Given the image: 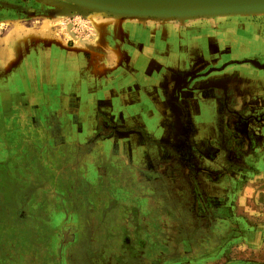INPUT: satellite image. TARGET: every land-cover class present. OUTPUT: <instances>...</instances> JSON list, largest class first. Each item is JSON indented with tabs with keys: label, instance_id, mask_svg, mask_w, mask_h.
Masks as SVG:
<instances>
[{
	"label": "rangeland",
	"instance_id": "rangeland-1",
	"mask_svg": "<svg viewBox=\"0 0 264 264\" xmlns=\"http://www.w3.org/2000/svg\"><path fill=\"white\" fill-rule=\"evenodd\" d=\"M41 1L0 0V32L4 20L15 17L35 34L22 46L27 47L26 54L12 63L13 87L20 93L25 90L26 56L37 51V44H55L56 37L64 47L79 44L75 56L80 68L92 61L91 70H101L98 59L109 70L114 67L120 52L114 46L117 31L95 30L91 11L76 1L79 5L70 8L73 0H45L69 5L62 14H53V8ZM247 16L264 22V14ZM46 18L51 32L47 39L37 31ZM114 18L123 28L141 34L146 27L178 30L223 17ZM99 34L115 51L113 62L102 43H93ZM138 38L145 45V38ZM40 68L33 79L39 86L45 84ZM147 85L139 84L141 96ZM139 110L141 120L144 107ZM128 133L106 129L92 132L90 140L80 136L69 148H60L68 158H38L42 149L38 147L20 148L32 158H0V264H264V179L251 178L249 186L239 187L242 177L236 171L220 170L218 176L231 189L227 194L224 185L205 177L213 170L197 152L196 172L181 169L177 158L181 151L188 157L194 150L209 154V148L180 146L183 134L177 130L165 138L161 132L141 130L134 136L138 143L124 140ZM114 134L122 137L119 146L111 145ZM164 139L171 145L164 147ZM4 153L0 148V157ZM5 182L8 192L2 190ZM206 187L210 190L203 193ZM39 234L53 239L45 250L49 254L45 246L36 245V237L42 240Z\"/></svg>",
	"mask_w": 264,
	"mask_h": 264
},
{
	"label": "crops",
	"instance_id": "crops-1",
	"mask_svg": "<svg viewBox=\"0 0 264 264\" xmlns=\"http://www.w3.org/2000/svg\"><path fill=\"white\" fill-rule=\"evenodd\" d=\"M144 29L117 33L114 46L120 52L110 70L101 59L95 61L101 70L92 71V61L80 68L66 45L52 51L55 55L37 49L27 56L21 93L10 78L15 64L0 71V148H5L0 158H32L23 147L42 148L38 158H68L60 148L80 136L90 140L92 130L106 122L118 131L141 125L163 132V138L171 130L184 132L185 145L209 148V154L194 150V158L198 153L202 163L210 164L213 173L205 177L224 185L227 194L231 189L218 176L220 170L236 171L242 177L239 187L249 186L251 178L264 179L263 20L235 16L178 30L167 25ZM38 65L45 80L41 86L33 80ZM174 82L188 87L175 93ZM140 83L149 84L142 96ZM115 139L111 145L119 146L122 137Z\"/></svg>",
	"mask_w": 264,
	"mask_h": 264
},
{
	"label": "bare ground",
	"instance_id": "bare-ground-1",
	"mask_svg": "<svg viewBox=\"0 0 264 264\" xmlns=\"http://www.w3.org/2000/svg\"><path fill=\"white\" fill-rule=\"evenodd\" d=\"M41 2L51 6L53 8V14H56V13L62 14L69 9V7H68L69 5L67 6L66 4L56 5L55 2L45 1V0H42ZM74 2L75 1H71L70 7H74V6L79 5L76 2L75 3ZM192 3H194V2H192ZM80 4H83L84 8H88L91 11V15H90L89 19H90V22L93 25L95 30L99 31V30L103 29L105 31H109L108 29H112L114 31H117V33L120 36H124L125 34L130 33L131 31L127 30L125 27L123 28L120 23L117 24L116 22H114L115 20H113L112 18H114L115 16H126L127 15V16L153 17V18H165V17H168V18H184V17L213 16V15L215 16L216 15V16H220V17L225 18V17L262 15V14H264V9H258V10H238V11L216 10V11H209V12H204V13H186V12L169 13V12H167V13H161V14H149L148 15V14L108 10V9L92 6V5H89L86 3H82V2ZM110 14H113L114 16H110ZM49 18L56 20L55 16H50ZM114 19H117V18H114ZM4 21L5 22H4L2 31L0 32V63H1L0 71L1 72L4 71L9 64L16 62L20 58L22 59L24 54H26V52H27V47L25 46V49H23V47H22L24 42L27 43L26 39L35 35L33 33V31H31L29 29V27H26L23 25V23L18 22L19 20H17L15 17L10 18L8 20H4ZM151 22L156 23V22H158V20L152 19ZM49 23H50L49 19H47V18L44 19L39 26L40 28L37 30L40 33H44V36L46 39L48 37H50L49 35L51 34V32L49 33V31L47 30ZM102 35L99 34L98 37L95 38V40H93V43L94 44L102 43L100 45V47H102L104 50H107V54L110 56L109 58H110V60H112L111 62H113V59L116 60V53L114 50L110 49V47L106 45L105 40L107 38L105 36H102ZM55 40H56L55 44H57V43H59V44L55 45V44H53V42L48 41L46 43H43V45L37 44L36 47H37V49H41V50L47 49V50H49L50 53L52 51H55L57 53L59 50H64L65 47L62 45V42L59 40V37H56ZM236 41H238V40H236ZM79 47H80L79 44L76 42V44H74L73 46L70 47L69 50H67V54L68 55L76 54L75 51ZM230 47H232V46H230ZM79 50H78V52H79ZM248 51H249V49H248ZM31 53L34 55V50H33V52L31 51ZM63 55H64V52H63ZM50 56H51V54H50ZM50 56H49V58H50ZM26 59H27V56H26ZM55 60H56V58H55ZM25 63L27 64V62H25ZM74 63H75V61H74ZM38 64H39V62H38ZM69 68H71V67H69ZM106 121H108V120H106ZM103 126H105V124Z\"/></svg>",
	"mask_w": 264,
	"mask_h": 264
},
{
	"label": "water",
	"instance_id": "water-1",
	"mask_svg": "<svg viewBox=\"0 0 264 264\" xmlns=\"http://www.w3.org/2000/svg\"><path fill=\"white\" fill-rule=\"evenodd\" d=\"M79 4L140 14L204 13L209 11H238L264 9V0H73ZM194 2V3H192ZM83 5V4H80ZM71 8V7H70ZM74 8V7H72Z\"/></svg>",
	"mask_w": 264,
	"mask_h": 264
},
{
	"label": "flooded vegetation",
	"instance_id": "flooded-vegetation-1",
	"mask_svg": "<svg viewBox=\"0 0 264 264\" xmlns=\"http://www.w3.org/2000/svg\"><path fill=\"white\" fill-rule=\"evenodd\" d=\"M188 87V85L186 84V83H179V82H174V84L172 85V87H171V90L172 91H174L175 93H178L180 90H186V88ZM181 118H182V116H180ZM177 120V119H176ZM179 120H180V118H178V121L177 122H179ZM105 124V126H103ZM112 126L110 125V124H106V122L105 123H102L101 124V126H100V128H99V130H106V129H109V128H111ZM141 130H144V131H148V130H146V129H142V126L140 125V128L139 129H137V130H128L132 135H133V140L134 141H136V143H138L137 142V140H136V138L134 137V136H136L135 135V133L137 132V134H138V132L139 131H141ZM172 131V130H171ZM92 132L93 133H96V130H92ZM91 132V133H92ZM148 132H151V131H148ZM160 133V132H159ZM162 133V135H163V132H161ZM181 133V132H180ZM183 133V136L181 137L182 138V140H181V142L182 143H180V146H185V147H190V146H187V145H185V143H186V140H185V138H184V132H182ZM131 134H129L128 133V137H125V139L124 140H129L130 141V139H131V137H132V135ZM116 137V136H115ZM119 140H120V138H119ZM165 145H167V146H170L171 144L170 143H168V144H166V142H165V140H163V146L165 147ZM188 157L187 156H184V155H182V151H181V153H180V155H178L177 156V158H179L180 159V163H181V169H182V167L184 166V168H186V170H189L190 171V173H195L196 172V165L198 164V159L196 158V160H195V162L191 159V158H194L193 157V155H191V152L189 151L188 152ZM164 158H165V156H164ZM194 176L196 175V174H193ZM9 189V186H8V182H5V183H3V185H2V190L4 191H7ZM208 190H210L209 188H207L206 187V190L204 191V190H202V192L203 193H208ZM212 190V189H211ZM8 192V191H7ZM194 194H197V193H195V191H194ZM31 220H29V225H31ZM22 225H24V224H22ZM40 224H38V226H39ZM24 226H26V225H24ZM27 227V226H26ZM38 231V230H37ZM41 234V233H40ZM39 234V237H41L42 238V240H40L39 238H37L36 237V239L35 240H37V244L36 245H42V246H45L44 247V251L49 247L48 246V244H50L51 242L53 243V239H51V238H48V236H45V237H43V235H40ZM46 253H47V251H45ZM43 254H44V252H42ZM47 254H49V253H47ZM22 255H24V253H21V256ZM19 262L21 263H25L23 260H21V259H19ZM46 263V262H45Z\"/></svg>",
	"mask_w": 264,
	"mask_h": 264
}]
</instances>
